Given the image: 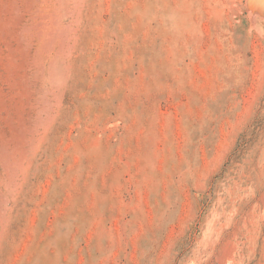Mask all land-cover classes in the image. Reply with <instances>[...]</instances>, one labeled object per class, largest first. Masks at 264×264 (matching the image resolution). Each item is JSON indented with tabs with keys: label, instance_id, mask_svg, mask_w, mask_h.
<instances>
[{
	"label": "rangeland",
	"instance_id": "1",
	"mask_svg": "<svg viewBox=\"0 0 264 264\" xmlns=\"http://www.w3.org/2000/svg\"><path fill=\"white\" fill-rule=\"evenodd\" d=\"M0 264H264V0H0Z\"/></svg>",
	"mask_w": 264,
	"mask_h": 264
}]
</instances>
